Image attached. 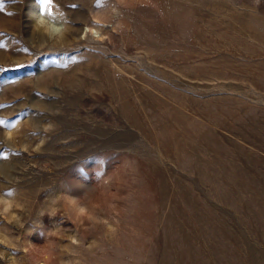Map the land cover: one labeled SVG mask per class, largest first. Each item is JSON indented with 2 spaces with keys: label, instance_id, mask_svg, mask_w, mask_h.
<instances>
[{
  "label": "rangeland",
  "instance_id": "rangeland-1",
  "mask_svg": "<svg viewBox=\"0 0 264 264\" xmlns=\"http://www.w3.org/2000/svg\"><path fill=\"white\" fill-rule=\"evenodd\" d=\"M35 8L0 0V264H264V0Z\"/></svg>",
  "mask_w": 264,
  "mask_h": 264
},
{
  "label": "bare ground",
  "instance_id": "bare-ground-1",
  "mask_svg": "<svg viewBox=\"0 0 264 264\" xmlns=\"http://www.w3.org/2000/svg\"><path fill=\"white\" fill-rule=\"evenodd\" d=\"M36 9V8H35ZM34 13H35V15H36V18L39 20H42L43 21V19L42 18H44L45 16H44V14H43V12H41L39 9H36V10H34L33 11ZM58 24L57 23H49V25H48V27H47V29L51 32V34L53 33V34H55V33H58L59 32V29H58Z\"/></svg>",
  "mask_w": 264,
  "mask_h": 264
},
{
  "label": "snow or ice",
  "instance_id": "snow-or-ice-1",
  "mask_svg": "<svg viewBox=\"0 0 264 264\" xmlns=\"http://www.w3.org/2000/svg\"><path fill=\"white\" fill-rule=\"evenodd\" d=\"M39 3L42 5L41 11H44L47 8V5L50 3V0H39ZM75 7V5H73ZM17 67H23V65H17ZM5 69L0 68V71H3ZM83 212V209H81Z\"/></svg>",
  "mask_w": 264,
  "mask_h": 264
},
{
  "label": "clouds",
  "instance_id": "clouds-1",
  "mask_svg": "<svg viewBox=\"0 0 264 264\" xmlns=\"http://www.w3.org/2000/svg\"><path fill=\"white\" fill-rule=\"evenodd\" d=\"M11 205H8L4 208V212H8ZM57 212V209L55 207L52 208L50 215L55 216ZM13 218L15 219V215L13 214Z\"/></svg>",
  "mask_w": 264,
  "mask_h": 264
}]
</instances>
